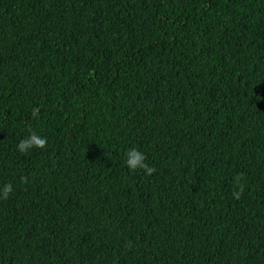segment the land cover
<instances>
[{"label":"trees","instance_id":"1","mask_svg":"<svg viewBox=\"0 0 264 264\" xmlns=\"http://www.w3.org/2000/svg\"><path fill=\"white\" fill-rule=\"evenodd\" d=\"M7 183L0 264H264V0H0Z\"/></svg>","mask_w":264,"mask_h":264},{"label":"clouds","instance_id":"2","mask_svg":"<svg viewBox=\"0 0 264 264\" xmlns=\"http://www.w3.org/2000/svg\"><path fill=\"white\" fill-rule=\"evenodd\" d=\"M33 115H36L35 110H33ZM47 146V138L37 135L34 131L29 130L27 137L21 139L17 144V151L21 154L28 153L31 149L39 148L44 149ZM146 161V156L143 152L136 148L129 149L125 153L124 164L129 169L130 172H136L137 170H142L145 175H152L156 170L155 168L149 166ZM243 179L242 174H238L235 177V183L237 184V190L233 192V197L239 199L244 191V185L240 183ZM20 182L22 184L28 183V178L26 176L20 177ZM13 192V186L11 183L4 184L2 189H0V200H7Z\"/></svg>","mask_w":264,"mask_h":264}]
</instances>
